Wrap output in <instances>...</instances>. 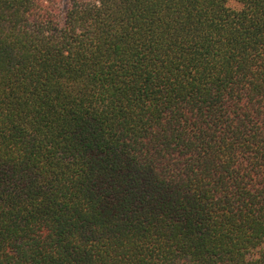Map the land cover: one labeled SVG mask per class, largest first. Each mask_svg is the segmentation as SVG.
Segmentation results:
<instances>
[{"label":"trees","instance_id":"obj_1","mask_svg":"<svg viewBox=\"0 0 264 264\" xmlns=\"http://www.w3.org/2000/svg\"><path fill=\"white\" fill-rule=\"evenodd\" d=\"M0 264H264V0H0Z\"/></svg>","mask_w":264,"mask_h":264}]
</instances>
